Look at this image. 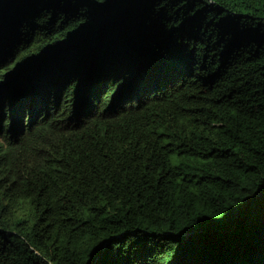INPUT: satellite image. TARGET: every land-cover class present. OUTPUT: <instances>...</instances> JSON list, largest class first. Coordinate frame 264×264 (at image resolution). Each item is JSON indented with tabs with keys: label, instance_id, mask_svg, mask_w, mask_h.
I'll use <instances>...</instances> for the list:
<instances>
[{
	"label": "trees",
	"instance_id": "obj_1",
	"mask_svg": "<svg viewBox=\"0 0 264 264\" xmlns=\"http://www.w3.org/2000/svg\"><path fill=\"white\" fill-rule=\"evenodd\" d=\"M0 264H264V0H0Z\"/></svg>",
	"mask_w": 264,
	"mask_h": 264
},
{
	"label": "rangeland",
	"instance_id": "obj_2",
	"mask_svg": "<svg viewBox=\"0 0 264 264\" xmlns=\"http://www.w3.org/2000/svg\"><path fill=\"white\" fill-rule=\"evenodd\" d=\"M124 105H126V103Z\"/></svg>",
	"mask_w": 264,
	"mask_h": 264
}]
</instances>
